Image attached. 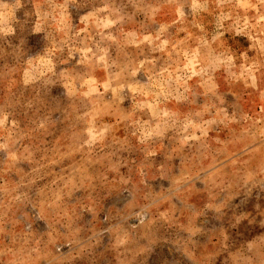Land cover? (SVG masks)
<instances>
[{
    "label": "clouds",
    "instance_id": "obj_1",
    "mask_svg": "<svg viewBox=\"0 0 264 264\" xmlns=\"http://www.w3.org/2000/svg\"><path fill=\"white\" fill-rule=\"evenodd\" d=\"M70 2L76 0H34L31 34L43 33L47 46L16 68L0 104L5 165L28 166L18 184L4 189L8 202L26 195L20 188L34 190L40 214L55 221L63 213L65 197L106 152L109 142L99 128L107 124L109 135L121 129L125 143L134 140L146 157L167 150L166 159L178 165L166 194L171 203L183 205L179 210L174 204V217L188 220L192 203L199 200L202 210L213 214L224 250L242 227L254 229L253 236L264 234V210L252 202V188L264 191V116L253 120L245 119L247 113L228 112L238 80L245 88L264 89V0H85L75 20ZM19 7V0H0V32L15 35L10 20ZM140 14L144 21L134 19ZM128 25L135 31L146 25L156 28L137 40L133 52L124 47ZM26 72L31 77L27 83ZM18 87L33 92L47 88L60 102L37 114V97L21 100ZM232 129L238 134L230 135ZM8 170L4 166L2 171ZM50 227L46 242L23 229L8 243L0 241V264L47 260L56 232ZM194 229H186L190 239L202 234L200 227ZM187 255L193 264L209 258L194 251Z\"/></svg>",
    "mask_w": 264,
    "mask_h": 264
},
{
    "label": "rangeland",
    "instance_id": "obj_2",
    "mask_svg": "<svg viewBox=\"0 0 264 264\" xmlns=\"http://www.w3.org/2000/svg\"><path fill=\"white\" fill-rule=\"evenodd\" d=\"M5 2L14 4L16 0ZM84 2L76 0L69 3L68 10L73 20ZM19 4L21 7L15 11V18L10 20L15 35L0 32V104L4 93L7 94L12 87L9 78L15 76L16 68L28 56L47 46L43 33L31 34L35 20L34 0H19ZM183 10L187 20L191 21L193 14L187 3ZM160 16L159 12L156 13L158 20ZM134 19L144 21L145 17L140 14ZM155 28L156 25H146L145 29L135 31L131 25L126 26L125 31L129 35L124 41L125 50L137 51V40H144ZM172 32L169 29V33ZM183 36L184 33H180V37ZM238 39L246 44L244 38ZM139 47L146 48L147 45L140 44ZM154 55L162 54L157 52ZM240 71L236 69L238 75ZM252 75L255 73H250V77ZM25 77L27 83L30 74L26 72ZM140 79H143L142 75ZM236 83V95L229 97L232 102L229 115L235 110L247 113L245 119L252 117L256 120L264 116L261 112L264 89L245 88L243 80ZM248 83H252L250 78ZM15 91L21 100L37 97V114L49 112L60 102V97L52 96L47 88L33 92L18 87ZM88 131L95 138V131L91 128ZM111 131L107 124L99 128L100 135L109 142L108 148L89 168L88 174L80 177L81 182L73 194L65 197L63 213L55 221L40 214V197L34 190L20 188L18 192L26 195L19 201L8 202L4 189L18 184L28 166L5 165V153L0 151V241L8 243L12 234L23 229L46 242L48 233L52 231L50 226L54 225L55 240L48 244L50 256L39 264H193L188 251H194L198 257L208 256L205 264H219L218 257L224 259V264H264V234L253 236L254 229L242 227L229 239L228 250L222 249L214 228L213 214L204 212L199 200L192 203L194 211L188 220L183 215L174 217L176 207L182 210L183 205L175 200L172 204L166 194L173 176L172 169L178 165L166 159L167 150L146 157L142 146L136 145L134 140L125 143L121 129H115L114 135H109ZM237 134L235 129L230 132V135ZM4 166L10 169L6 173L2 171ZM240 199L244 201L243 193ZM252 202H258L260 209L264 210L261 186L252 188ZM253 215L257 213L253 212ZM173 219L177 222L169 223ZM193 226L200 227L202 234L190 239L188 231H194Z\"/></svg>",
    "mask_w": 264,
    "mask_h": 264
}]
</instances>
